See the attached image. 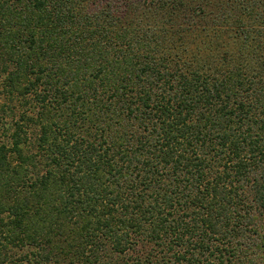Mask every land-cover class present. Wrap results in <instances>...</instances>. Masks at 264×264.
Returning <instances> with one entry per match:
<instances>
[{"label":"trees","instance_id":"16d2710c","mask_svg":"<svg viewBox=\"0 0 264 264\" xmlns=\"http://www.w3.org/2000/svg\"><path fill=\"white\" fill-rule=\"evenodd\" d=\"M2 94L0 264H264V0H0Z\"/></svg>","mask_w":264,"mask_h":264},{"label":"rangeland","instance_id":"374dc122","mask_svg":"<svg viewBox=\"0 0 264 264\" xmlns=\"http://www.w3.org/2000/svg\"><path fill=\"white\" fill-rule=\"evenodd\" d=\"M12 105V102L9 101V97L7 95L2 94L0 96V105ZM13 104L17 105L18 107V101H14ZM21 111V107H19L18 112ZM17 113V112H16ZM18 114L16 116H10V114L5 115L3 118V122H0V140L5 139L7 133L4 132L7 130L8 127H10L11 123L14 122L15 119H17ZM6 129V130H4Z\"/></svg>","mask_w":264,"mask_h":264}]
</instances>
